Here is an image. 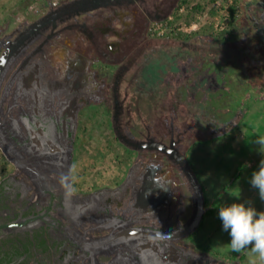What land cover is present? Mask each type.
Returning a JSON list of instances; mask_svg holds the SVG:
<instances>
[{
  "label": "flooded vegetation",
  "instance_id": "af4514ba",
  "mask_svg": "<svg viewBox=\"0 0 264 264\" xmlns=\"http://www.w3.org/2000/svg\"><path fill=\"white\" fill-rule=\"evenodd\" d=\"M179 1L63 0L7 33L0 29V60L8 56L0 73V264H113L116 244L146 264H233L192 241L203 220L184 236L195 213L187 166L178 160H189L187 130L174 118L158 135L123 123L131 116L124 88L146 83L125 78L167 39L155 24ZM174 39L181 41L167 40ZM100 112L132 161L121 162V176L85 187L77 178L87 173L75 167L79 143L84 123ZM156 143L171 151L150 146ZM130 237L138 239L132 247Z\"/></svg>",
  "mask_w": 264,
  "mask_h": 264
},
{
  "label": "rangeland",
  "instance_id": "374dc122",
  "mask_svg": "<svg viewBox=\"0 0 264 264\" xmlns=\"http://www.w3.org/2000/svg\"><path fill=\"white\" fill-rule=\"evenodd\" d=\"M61 1L2 0L1 34L11 31L24 19L39 17L51 5ZM239 3L241 12L233 34L225 33L226 28L221 30L225 21H215L216 13L208 5H202L200 11L190 13L189 10L185 21H173L168 27V19L155 24V27L165 29L163 38L186 36L181 38L185 46L175 39L172 42L160 40L130 69L125 81L146 83L124 88L129 93L126 108L130 106L131 116L125 114L123 123L138 133L151 130L158 135L170 128L167 122L174 118L180 130H187L184 150L209 199L206 213L211 210L191 238L211 256L233 264H249L250 259H256L260 264L250 249L240 253L231 249L230 236L222 230L218 216L220 207L232 203L247 202L246 206L264 211V201L249 183L259 164L254 162L256 159L243 160L251 147L252 156H264V151L254 143L259 136H264V0H239ZM177 8L171 16L178 13ZM181 22L187 25L192 22L196 28L189 34L174 32ZM222 32L226 40L215 36ZM164 62L167 67L160 68ZM155 73L158 76L154 81L156 89L151 93L150 82L155 80ZM112 125L102 112L84 123L86 133L82 134L83 141L79 143L82 153L78 155L75 167L76 173L87 174L77 178L80 185H101L121 176L119 167L123 164L120 162L132 161L125 147L116 143ZM233 135L234 139L230 141ZM240 161L241 175L236 182H231ZM100 237L105 238L107 234ZM125 242L130 247L135 244ZM111 252L117 256L113 264H146L141 255H125L117 244ZM242 255L245 256L241 260Z\"/></svg>",
  "mask_w": 264,
  "mask_h": 264
},
{
  "label": "clouds",
  "instance_id": "9594fccd",
  "mask_svg": "<svg viewBox=\"0 0 264 264\" xmlns=\"http://www.w3.org/2000/svg\"><path fill=\"white\" fill-rule=\"evenodd\" d=\"M254 143L264 150V136H259ZM70 174L61 177V183L67 185ZM249 183L258 190L259 198L264 201V159L260 161L258 171L251 175ZM246 203H232L219 208L218 216L222 222V230L230 236V247L240 253L250 249L260 264H264V211L258 212ZM249 264H257L256 259H250Z\"/></svg>",
  "mask_w": 264,
  "mask_h": 264
},
{
  "label": "water",
  "instance_id": "95a60500",
  "mask_svg": "<svg viewBox=\"0 0 264 264\" xmlns=\"http://www.w3.org/2000/svg\"><path fill=\"white\" fill-rule=\"evenodd\" d=\"M8 61V56L7 57H3V61L0 60V73H3V71L5 70L4 67L6 66V62ZM150 146H154V147H162L163 150H165V152H170L171 150L168 149V147H166L164 144H153ZM172 154L171 156L177 157V152H173L170 153ZM178 160L185 166H187V171L189 174V178L191 179V188H192V195H193V201H194V209H195V213H194V217L191 221V223L187 226V228H185L184 230V236H189L190 234H192L200 225L201 221L203 220L204 215L206 214V200H205V193H204V189L198 179V177L196 176L194 170L191 168L190 164H189V160L187 159V157L185 155H180L178 156ZM29 223L31 221H28ZM27 223L23 222L21 225H25ZM143 232H145L144 230H132V233H137L139 235H142ZM161 233H156V235H159ZM183 234V233H182ZM141 237V236H140ZM132 238V241L130 242H134L135 240L138 239H134V237H130ZM139 242H137V245Z\"/></svg>",
  "mask_w": 264,
  "mask_h": 264
},
{
  "label": "trees",
  "instance_id": "16d2710c",
  "mask_svg": "<svg viewBox=\"0 0 264 264\" xmlns=\"http://www.w3.org/2000/svg\"><path fill=\"white\" fill-rule=\"evenodd\" d=\"M182 5H187L188 9L190 10V13L191 12H195V11H200L202 9V5L199 4V5H195V0H180L178 5H177V9L179 11V9L181 8ZM241 12V6H240V3H239V0L236 1V3L230 7V9H228V13L226 14V18L228 19V21H225V24L222 25V29L223 30L224 28H226V30L224 31L225 33H232L234 32V26H235V22H236V19L237 17L239 16V13ZM173 24V23H172ZM175 29H177V26L175 27ZM225 33H220L218 35H215L217 36V38L221 39V40H226V37H225ZM181 36V37H180ZM233 36V35H232ZM186 36H183V35H179L177 36V38L181 39V38H185ZM192 37V36H191ZM190 37V38H191ZM234 37V36H233ZM263 94H264V87H263ZM243 117V116H242ZM242 119V118H241ZM242 122V121H241ZM240 122V123H241ZM235 127V126H234ZM236 128V127H235ZM234 130V129H233ZM255 134V133H253ZM252 137L255 139L256 136L255 135H252ZM230 141H232L234 139V135H233V138H229ZM256 140V139H255ZM253 146V144H252ZM253 147H251L250 149H248V155L246 156V158H244L243 160H252V159H256V161L254 162H257L258 164H260V161L262 159H264V156L263 157H260L257 156H252L253 154L251 153V151L253 150L252 149ZM255 149V148H254ZM264 151V150H263ZM254 152H256V150H254ZM253 162V161H252ZM121 163V162H120ZM240 164H238V168H237V172L233 175L232 177V181L231 182H235L237 181V179H239L240 175H241V171H240V167L242 166V163L241 161L239 162ZM206 196V195H205ZM208 203H209V199H207V196H206V208L208 207ZM219 207V206H218ZM209 210V209H208ZM211 210L208 211V213L205 214L204 218L206 216H208L209 212ZM193 241V239H192ZM202 249V248H201ZM245 255H242L240 258L241 260L243 259Z\"/></svg>",
  "mask_w": 264,
  "mask_h": 264
},
{
  "label": "built area",
  "instance_id": "2783aa9c",
  "mask_svg": "<svg viewBox=\"0 0 264 264\" xmlns=\"http://www.w3.org/2000/svg\"><path fill=\"white\" fill-rule=\"evenodd\" d=\"M236 1L238 0H195V5H208L211 6V9L216 13L214 20L215 21H228L226 18V14L228 13V9H230L231 6H233ZM2 0H0V3ZM211 2V3H210ZM189 13V9H187L186 5H182L179 9L178 13H176L175 16H171L168 21L166 22V27H168L170 24H172L173 21H185L184 17L187 16ZM221 18V19H220ZM189 25L181 22L179 23L180 27L178 29H175L174 32H185V33H191L193 32L194 28L196 26L192 22H188ZM223 25V23H222ZM218 26V23L217 25ZM161 27H155L154 33L159 36H163L165 34V29H160ZM222 29V27H221Z\"/></svg>",
  "mask_w": 264,
  "mask_h": 264
}]
</instances>
